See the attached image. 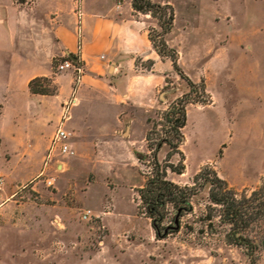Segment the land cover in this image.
Listing matches in <instances>:
<instances>
[{
	"label": "rangeland",
	"instance_id": "1",
	"mask_svg": "<svg viewBox=\"0 0 264 264\" xmlns=\"http://www.w3.org/2000/svg\"><path fill=\"white\" fill-rule=\"evenodd\" d=\"M88 1L110 6L117 0ZM153 1L175 6V41L186 60L193 56L188 72L194 77L199 72L196 82L203 79L211 96L210 103L187 105L185 141L181 145L185 171L168 172L167 177L181 185L190 184L194 174L207 166L236 189L238 196L249 197L264 182V115L260 118L263 126L251 125L259 104L254 97L242 99L238 78L252 87V95L264 96V17L242 22L238 0ZM254 28L256 31L251 33ZM247 31L246 42L238 47V34ZM240 49L244 55L238 52ZM56 64L53 77L65 72L56 71ZM169 80L166 89L158 93L164 92L161 99L158 97V112L184 93L180 77ZM150 117L159 118L153 113ZM148 127L145 119L137 116L133 140L141 152H147L143 139ZM51 131L49 128L45 133ZM167 151L168 147L163 146L159 160H164ZM10 153L6 151L0 161V264H252L241 248L225 242L222 230L226 227L218 226L217 219L213 222L219 232L205 229L202 239L196 231L156 239L150 220L139 211L135 191L144 183L140 171H147L148 163H138L131 149H119L114 160L113 152L97 149L96 165L76 161L71 169L61 163L67 157L49 159L47 151L40 173L20 183V187L18 167L8 164ZM178 160L177 155L173 156L174 163ZM45 178L53 184L48 186ZM34 184L36 190L31 188ZM207 191L206 187L193 198L194 213L184 218L195 229L201 227L198 216L208 204ZM37 207L42 211H36ZM86 210H91L88 220L82 218ZM57 215L64 224L62 229L53 222ZM252 229L264 233V219L254 222ZM41 232L43 238L38 236ZM18 238L49 245L45 263L26 257L17 261ZM255 264H264V245L255 254Z\"/></svg>",
	"mask_w": 264,
	"mask_h": 264
},
{
	"label": "crops",
	"instance_id": "2",
	"mask_svg": "<svg viewBox=\"0 0 264 264\" xmlns=\"http://www.w3.org/2000/svg\"><path fill=\"white\" fill-rule=\"evenodd\" d=\"M117 1L106 6L88 0H28L24 4L0 0V161L6 151L11 152L8 164L18 167L17 187L40 173L60 123L70 132L72 153L64 155L67 161L61 162L70 169L76 161L96 165L97 149L113 152L112 160L123 147L131 149L134 156L133 151L138 150L133 140L137 116L147 124V118L160 107L158 93L167 85L166 77L179 79L170 59L160 57L148 38V29L158 28L157 20L150 14L135 13L132 0ZM259 16L264 17V2L238 0L242 22ZM248 35V31L238 34V47ZM174 37L175 25L166 36L167 43L177 49L185 74L198 81L199 72L194 77L187 69L193 56L186 60ZM243 51L238 52L244 55ZM69 54L78 57L80 71L69 69L54 76V95L31 93L29 81L52 76L54 59ZM137 57L152 60V69L136 66ZM182 82L186 92L187 85ZM238 90L242 99L254 97L252 100L259 104L251 125L263 126L264 96L252 95V87L239 78ZM49 128L52 131L46 134ZM58 156L63 155L48 157ZM31 188L36 190V184ZM36 211L42 210L37 207ZM53 222L64 228L58 215ZM38 236L43 238L42 232ZM35 241L27 243L18 238L14 258L44 262L49 245Z\"/></svg>",
	"mask_w": 264,
	"mask_h": 264
},
{
	"label": "trees",
	"instance_id": "3",
	"mask_svg": "<svg viewBox=\"0 0 264 264\" xmlns=\"http://www.w3.org/2000/svg\"><path fill=\"white\" fill-rule=\"evenodd\" d=\"M15 1L24 4L28 0ZM132 8L135 13L150 14L157 19L158 30L150 27L148 38L160 57L170 59L174 71L188 88L171 101L165 110L158 112L157 109L154 112L155 116H159L157 120L150 116L147 118L149 127L144 136L147 152L133 151L138 163H148L149 168L147 171H140L144 183L135 190L139 211L150 220L156 239H164L180 231L187 235L196 231L202 239L205 229L211 233L219 232L213 222L217 219L218 226L226 227L222 230L225 242L241 248L252 264H255V254L264 245V233L254 232L252 224L264 219V182L247 197L246 194L238 196L236 189L230 187L225 179L207 166L201 167L194 174L190 184L181 185L167 177L168 172L182 174L185 171V155L181 145L185 141L183 129L187 121V105L210 103L211 96L203 79L196 82L185 74L179 64L177 49L167 43L166 36L174 26L175 13L172 5L156 3L153 0H132ZM68 57L77 67H81L76 55L69 54ZM55 61L57 59H54L53 66ZM135 64L150 71L153 61H141V58L137 57ZM166 82L164 89L171 83L168 77ZM28 88L33 94L57 93L53 76L35 77L29 81ZM163 146H167L168 151L161 161L158 154ZM175 155L179 157L177 163L172 161ZM206 187L208 204L205 211L198 216L201 227L195 229L193 223L185 221L184 218L193 215V198Z\"/></svg>",
	"mask_w": 264,
	"mask_h": 264
},
{
	"label": "built area",
	"instance_id": "4",
	"mask_svg": "<svg viewBox=\"0 0 264 264\" xmlns=\"http://www.w3.org/2000/svg\"><path fill=\"white\" fill-rule=\"evenodd\" d=\"M71 68L75 69L76 71H80V67H77L73 63V60L69 58L68 56L57 59V64L55 66L56 71L63 72ZM69 137H70V132H68L64 127H62L60 123L51 138L50 146L48 149L49 151L48 156L54 155V154H60V155L71 154L72 150L68 142ZM45 182L48 186L53 184L50 178H46ZM82 218L85 220L90 219L91 210H86ZM56 222L58 221L56 220Z\"/></svg>",
	"mask_w": 264,
	"mask_h": 264
},
{
	"label": "water",
	"instance_id": "5",
	"mask_svg": "<svg viewBox=\"0 0 264 264\" xmlns=\"http://www.w3.org/2000/svg\"><path fill=\"white\" fill-rule=\"evenodd\" d=\"M163 93H164V92H162V94H160V98H162Z\"/></svg>",
	"mask_w": 264,
	"mask_h": 264
}]
</instances>
